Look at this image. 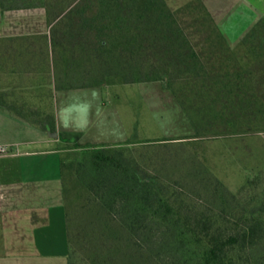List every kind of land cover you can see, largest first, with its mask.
Returning a JSON list of instances; mask_svg holds the SVG:
<instances>
[{"label":"trees","instance_id":"obj_1","mask_svg":"<svg viewBox=\"0 0 264 264\" xmlns=\"http://www.w3.org/2000/svg\"><path fill=\"white\" fill-rule=\"evenodd\" d=\"M34 7L44 8L48 31L5 38L0 72L10 80L0 82V108L50 136H58L56 110L41 105L60 90L161 82L190 122L194 107L225 119L210 93L220 99L228 88L234 104V88L245 85L209 78L211 56L230 46L203 0L176 9L165 0H0V10ZM98 147L88 163L60 160L68 264L73 256L82 264H264V194L242 199L262 174L232 193L193 160L160 156L163 179L139 171L122 149Z\"/></svg>","mask_w":264,"mask_h":264},{"label":"rangeland","instance_id":"obj_2","mask_svg":"<svg viewBox=\"0 0 264 264\" xmlns=\"http://www.w3.org/2000/svg\"><path fill=\"white\" fill-rule=\"evenodd\" d=\"M165 1L168 8L176 9L191 0ZM47 31L44 8L0 10V53H4L7 37L38 35ZM230 40L227 39L229 51L220 56L214 53L208 65L211 81L217 78L245 84L239 91L234 88L233 91L239 94L234 96V104L229 102L233 95L229 94L228 88L222 93L221 100L215 89L210 93L215 114L223 112L227 114L225 119L220 115V118H213L211 111L199 112L194 107L188 110L190 123L176 98L161 82H116L60 91L56 104L52 98L41 107L54 113L57 105L63 126L79 132L77 143L62 135L65 139L57 144L62 150L61 157L66 161L88 163L92 152L103 150L98 146L106 144L124 150L125 159L136 163L139 171L158 174L166 179L168 171L156 170L159 165L155 160L160 156H179L207 169L232 193H237L248 180L262 174L260 186L252 187L242 199L264 194V130L261 128L264 125V106L259 107L260 102H264L263 19L251 25L244 35ZM0 77L3 86L10 80L1 72ZM6 91L11 92L12 88ZM20 97L18 93L17 98ZM30 100L37 102L34 98ZM213 131L220 132L212 134ZM179 137L189 138L182 143L169 144V147L163 146L168 145L163 144L166 142H157ZM124 138L127 141L123 142ZM44 144L42 141L34 145L42 147ZM67 252L68 248L65 259L21 260L19 264H68ZM73 262L82 264L75 256ZM3 263L15 264L16 260L9 259Z\"/></svg>","mask_w":264,"mask_h":264},{"label":"crops","instance_id":"obj_3","mask_svg":"<svg viewBox=\"0 0 264 264\" xmlns=\"http://www.w3.org/2000/svg\"><path fill=\"white\" fill-rule=\"evenodd\" d=\"M203 1L228 41L244 35L257 20L264 21V0ZM56 126L58 136H50L0 108V147L7 149L0 152V264L9 259L15 264L65 259L62 150L57 144L67 136L77 143L79 132L63 126L57 105ZM42 141L45 146L34 145Z\"/></svg>","mask_w":264,"mask_h":264},{"label":"built area","instance_id":"obj_4","mask_svg":"<svg viewBox=\"0 0 264 264\" xmlns=\"http://www.w3.org/2000/svg\"><path fill=\"white\" fill-rule=\"evenodd\" d=\"M6 150V147H0V152H5Z\"/></svg>","mask_w":264,"mask_h":264}]
</instances>
